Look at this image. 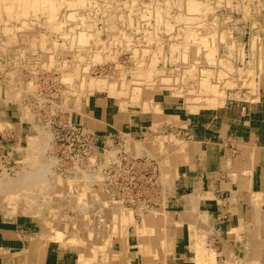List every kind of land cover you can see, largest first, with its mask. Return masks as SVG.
I'll list each match as a JSON object with an SVG mask.
<instances>
[{"label": "rangeland", "instance_id": "1", "mask_svg": "<svg viewBox=\"0 0 264 264\" xmlns=\"http://www.w3.org/2000/svg\"><path fill=\"white\" fill-rule=\"evenodd\" d=\"M261 23L264 0H0V107H22L35 119L32 140L9 146L16 158L0 165V211L16 198L33 199L82 260L105 255L114 239L134 231L142 264H170L161 205L179 137L151 133L126 148L138 157L146 149L157 170L156 192L146 196L153 204L130 208L92 189L94 173L61 172L51 154L49 117L67 114L70 95L78 103L94 91L124 107L146 105L162 90L202 105L223 100L229 89L253 88L264 71ZM250 25L249 39L260 41L257 54L242 45ZM42 76L51 82L43 85ZM94 178L99 183L100 173ZM153 217L158 222L147 223ZM259 232L244 234L243 255L203 246L211 254L201 264H264Z\"/></svg>", "mask_w": 264, "mask_h": 264}, {"label": "crops", "instance_id": "2", "mask_svg": "<svg viewBox=\"0 0 264 264\" xmlns=\"http://www.w3.org/2000/svg\"><path fill=\"white\" fill-rule=\"evenodd\" d=\"M249 27L242 45L248 53L257 54L264 37L258 41L251 35L249 39L254 29ZM263 28L261 23V33ZM254 79L253 88L229 89L223 100L210 104L191 105L171 90H162L146 105L121 107L110 96L94 91L78 103L70 95L63 107L73 123L98 138L92 151L93 166L83 172L94 173L89 183L99 192L94 176L119 151L148 158L143 148L141 157L129 153L126 148L133 141L142 142L147 134L167 131L179 137L172 155V179L166 183L161 205L168 218L170 248L166 257L170 264H201L210 256V249L216 255H243L244 234L264 231V71ZM32 117H26L22 107H0V165L16 158L9 155V146L32 140ZM114 141L118 146H113ZM81 171L74 177L82 175ZM32 200L16 198L0 211V264L144 262L134 231L114 239L104 256L90 259L91 255L85 254L82 260L76 249L62 242L63 232L51 220L40 217ZM156 220L153 217L148 222Z\"/></svg>", "mask_w": 264, "mask_h": 264}, {"label": "built area", "instance_id": "3", "mask_svg": "<svg viewBox=\"0 0 264 264\" xmlns=\"http://www.w3.org/2000/svg\"><path fill=\"white\" fill-rule=\"evenodd\" d=\"M50 79L42 76L39 82ZM51 82V81H50ZM54 96L57 95L58 89ZM52 129L51 154L59 164L61 172L74 174L79 170H88L93 166L92 151L97 145V136L82 125L73 123L67 115L56 113L49 117ZM118 146V141L113 142ZM156 165L148 158H135L120 152L114 159L101 168L99 189L110 198L126 207H149L153 202L146 196L156 192Z\"/></svg>", "mask_w": 264, "mask_h": 264}, {"label": "bare ground", "instance_id": "4", "mask_svg": "<svg viewBox=\"0 0 264 264\" xmlns=\"http://www.w3.org/2000/svg\"><path fill=\"white\" fill-rule=\"evenodd\" d=\"M229 46V45H228ZM223 63V62H222ZM226 63V62H225ZM224 64V63H223ZM226 66V65H225ZM195 69V68H194ZM205 69V68H204ZM203 71H205V70H203ZM103 85V84H102ZM97 88V87H96ZM99 88H101V87H99ZM102 89V88H101ZM216 91V90H215ZM190 93V92H189ZM215 93H217V92H215ZM219 95V94H218ZM213 97V96H212ZM215 97V96H214ZM209 98H211V97H209ZM215 99V98H214ZM214 99H213V101H214ZM210 101H211V99H210ZM213 101H212V103H213ZM117 102V101H116ZM150 216V215H149ZM146 220V219H145ZM151 220V219H150ZM147 221V223H149L148 222V220H146ZM151 222V221H150ZM101 226V225H100ZM153 241H154V239H153ZM156 241V240H155ZM38 242V241H37ZM157 243V242H156ZM155 243V244H156ZM152 244V243H151ZM157 245V244H156ZM100 257V256H99ZM83 259V258H82Z\"/></svg>", "mask_w": 264, "mask_h": 264}]
</instances>
